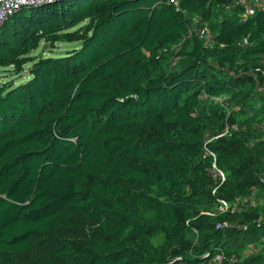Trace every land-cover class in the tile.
<instances>
[{
  "label": "trees",
  "instance_id": "obj_1",
  "mask_svg": "<svg viewBox=\"0 0 264 264\" xmlns=\"http://www.w3.org/2000/svg\"><path fill=\"white\" fill-rule=\"evenodd\" d=\"M234 1L52 0L0 27V264H264V12Z\"/></svg>",
  "mask_w": 264,
  "mask_h": 264
},
{
  "label": "built area",
  "instance_id": "obj_2",
  "mask_svg": "<svg viewBox=\"0 0 264 264\" xmlns=\"http://www.w3.org/2000/svg\"><path fill=\"white\" fill-rule=\"evenodd\" d=\"M45 1L52 0H0V27L21 7L27 5H34ZM170 1L176 6H179L180 0ZM234 6L243 8V14L241 17L244 21L257 12H264V0H235ZM192 34L193 32L190 31L189 36H191ZM196 34L199 36L200 39L205 40L207 43H212L213 35L207 29L199 30L196 32ZM262 74L264 75V71L262 72ZM261 91L264 93V86L262 87ZM215 100L221 103V100L219 98H216ZM216 174L217 177H220L222 181H225L226 177L224 173L219 170H216ZM231 206L232 205L229 202L221 199L218 202L215 213L209 215L227 213L230 210ZM256 247H250L248 250H246L244 252V258L252 255L254 252L256 253L258 249V247ZM225 259V252L223 251V249H220L216 252L213 261L206 264H221Z\"/></svg>",
  "mask_w": 264,
  "mask_h": 264
},
{
  "label": "rangeland",
  "instance_id": "obj_3",
  "mask_svg": "<svg viewBox=\"0 0 264 264\" xmlns=\"http://www.w3.org/2000/svg\"><path fill=\"white\" fill-rule=\"evenodd\" d=\"M87 24V22L83 23L80 26H85ZM80 27L74 28V30L79 29ZM77 46V44H72V43H60L57 44L56 48L54 49V53H62L65 52L68 49H71L73 47ZM44 55H49V51H45V52H41V50L35 52L33 55L34 56H39L41 54ZM171 63V62H170ZM7 70V71H6ZM9 70V71H8ZM11 70H13L12 68H0V78H1V83L4 84L5 82L11 81V80H17V75H14L13 72H11ZM6 77H8V79H6ZM84 223L81 221L80 222H72L70 224H67L66 227L61 228L60 230H58L56 233L53 234L52 237H56L54 239L57 238H74V237H79V238H84V232L86 230L83 229ZM255 244L257 247L259 246L258 243H253ZM52 246L50 240L49 241H43L42 245L36 250V252L32 253V256L36 257V256H43L45 254L48 253L49 248Z\"/></svg>",
  "mask_w": 264,
  "mask_h": 264
}]
</instances>
